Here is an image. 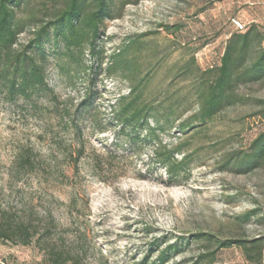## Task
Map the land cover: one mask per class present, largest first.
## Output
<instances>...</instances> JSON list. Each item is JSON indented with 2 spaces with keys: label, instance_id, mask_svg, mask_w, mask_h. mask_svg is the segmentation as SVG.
<instances>
[{
  "label": "rangeland",
  "instance_id": "374dc122",
  "mask_svg": "<svg viewBox=\"0 0 264 264\" xmlns=\"http://www.w3.org/2000/svg\"><path fill=\"white\" fill-rule=\"evenodd\" d=\"M64 2L28 0L18 17L33 26L18 46ZM111 13L96 43L99 57L87 43L76 60L62 45L46 43L53 94L34 97L38 112L0 97V213L39 228L28 246L0 237V263L51 264L53 248L78 264H252L237 247L216 251V242L255 239L263 242L264 258V165L246 174L223 165L264 130V78L237 83L232 104L184 133L176 122L149 139L145 126L132 128L120 116V99L141 82L153 105L150 126L154 115L164 122L171 110L183 118L194 113L196 98L178 68L193 54L203 71L219 65L237 31L234 20L241 32L254 24L264 33V0H115ZM177 25L181 33L168 35L166 27ZM129 38L140 43L138 71L110 75L111 56ZM81 143L85 153L75 168ZM158 144H182L190 154L184 177L169 178L155 157ZM27 147L34 161L25 172L17 160ZM252 210L258 217L246 222ZM170 245L177 249L159 261ZM211 252L214 258L198 259Z\"/></svg>",
  "mask_w": 264,
  "mask_h": 264
},
{
  "label": "trees",
  "instance_id": "16d2710c",
  "mask_svg": "<svg viewBox=\"0 0 264 264\" xmlns=\"http://www.w3.org/2000/svg\"><path fill=\"white\" fill-rule=\"evenodd\" d=\"M142 1V0H136ZM115 0H65L63 6L54 12L50 20L37 25L32 37L24 45L18 46L20 35L28 27L33 26L31 18H19L18 13L28 0H0V97L4 101L15 103L23 100L30 104V110L38 112L34 97L42 93H52L47 80L48 53L46 43H52L64 48L70 60H76L84 55L86 43L90 53L100 56L96 43L100 39L101 28L105 21L112 17V4ZM237 29V28H236ZM182 26L166 27L168 35L177 36ZM264 33L257 25H251L246 32L237 29L227 40L220 64L202 70L197 64L195 54L188 62L178 69L186 77L187 86L196 98L197 110L186 118L184 114H176L175 110L168 111L164 116L154 115V126L149 124L148 112L153 105L144 100V93L140 90L141 84L131 86L121 108L122 121L133 127L145 126L148 138L154 139L158 130H164L163 125L170 128L179 122L182 133L188 129H196L213 119L225 106L232 104L236 95L235 85L239 82H254L264 78ZM181 44V43H180ZM140 50V43L136 38H129L124 46L111 56L106 71L110 75L120 72L133 73L139 66L136 53ZM77 57V58H76ZM174 107V106H173ZM173 109V108H172ZM64 126L69 121L60 119ZM68 121V122H67ZM81 132V131H80ZM155 157L172 180L185 176V168L189 165L190 154L182 150V144L168 148L158 144ZM85 153L84 143L78 144L77 155L74 157L75 168H79ZM180 154V160L176 155ZM118 159L117 156H111ZM19 165L25 172L33 166L34 154L31 147L18 155ZM226 169L236 170L239 173H249L264 165V130L253 140L248 150L228 154L223 159ZM102 163L97 165L101 167ZM258 217L256 210L244 214V220L250 221ZM264 218V216H262ZM38 225V224H37ZM38 227L32 221L15 220L11 215L0 213V237L10 240H21L22 245L32 243ZM217 250L237 247L245 255V259L252 264H264L262 256L263 242L260 239L217 241ZM176 245H170L160 254L159 261L167 259L169 251L176 250ZM216 252L200 254L198 259L208 260L215 257ZM257 256V257H256ZM212 258V259H213ZM51 264H78V260L66 256L52 248L50 251ZM1 264V263H0Z\"/></svg>",
  "mask_w": 264,
  "mask_h": 264
},
{
  "label": "built area",
  "instance_id": "2783aa9c",
  "mask_svg": "<svg viewBox=\"0 0 264 264\" xmlns=\"http://www.w3.org/2000/svg\"><path fill=\"white\" fill-rule=\"evenodd\" d=\"M234 24L238 30L242 31L244 29V26L240 22L234 20Z\"/></svg>",
  "mask_w": 264,
  "mask_h": 264
}]
</instances>
